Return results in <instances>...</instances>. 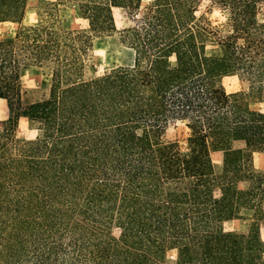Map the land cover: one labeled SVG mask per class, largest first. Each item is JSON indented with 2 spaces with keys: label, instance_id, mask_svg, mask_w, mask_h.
Here are the masks:
<instances>
[{
  "label": "trees",
  "instance_id": "obj_1",
  "mask_svg": "<svg viewBox=\"0 0 264 264\" xmlns=\"http://www.w3.org/2000/svg\"><path fill=\"white\" fill-rule=\"evenodd\" d=\"M27 1L0 0V22L20 24L0 39V264H166L170 249L175 264H264V0H70L88 30L64 29L55 4L24 24ZM203 1L223 20L199 16ZM114 8L134 62L86 78ZM26 64L51 76L29 105ZM228 75L248 90L228 93ZM20 118L35 138L17 136ZM177 121L186 151L164 138ZM244 211L248 230H227Z\"/></svg>",
  "mask_w": 264,
  "mask_h": 264
},
{
  "label": "rangeland",
  "instance_id": "obj_2",
  "mask_svg": "<svg viewBox=\"0 0 264 264\" xmlns=\"http://www.w3.org/2000/svg\"><path fill=\"white\" fill-rule=\"evenodd\" d=\"M151 0H142V8ZM57 8L61 25L64 29L88 30L89 21L85 19L75 2L70 0H28L24 24H35L40 19V13H43L48 5H54ZM117 31L109 35H97L94 38V47L90 53L85 77L94 78L105 72L118 67L129 66L134 62V51L121 41V33L125 26L130 24L125 11L121 8H114ZM197 14L204 16L213 24L223 20L220 11L207 1H203ZM264 20V5L259 14ZM20 24L13 21L0 22V39L14 36ZM22 102L24 105L42 100L50 92L51 76L48 68L40 67L34 64H26L21 70ZM223 85L228 93L248 90V83L237 75H228L223 78ZM255 106V104H252ZM10 115L9 108L4 99L0 98V128L2 121ZM38 131L31 125L26 118H20L17 136L24 139H33ZM190 129L184 122L177 121L169 124L164 138L169 141H175L183 151L189 148ZM235 147H243L244 143L240 140L234 142ZM212 159L216 166H220L223 161V153L220 151L212 152ZM253 164L257 170L264 171V152H255L253 154ZM253 213L244 211L243 218L234 219L225 222L227 230L246 232L250 224V218ZM114 235L119 234L117 228L113 229ZM261 238L264 240V223L260 229ZM177 249H170L166 253V264H175L177 261Z\"/></svg>",
  "mask_w": 264,
  "mask_h": 264
}]
</instances>
